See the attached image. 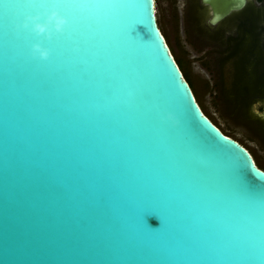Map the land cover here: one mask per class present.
I'll list each match as a JSON object with an SVG mask.
<instances>
[{"label":"water","instance_id":"water-1","mask_svg":"<svg viewBox=\"0 0 264 264\" xmlns=\"http://www.w3.org/2000/svg\"><path fill=\"white\" fill-rule=\"evenodd\" d=\"M5 3L54 5L69 23L51 40L11 39ZM78 4L110 7L81 18ZM154 7L0 0V264H250L228 226L230 162L246 161L251 186L264 171L203 114Z\"/></svg>","mask_w":264,"mask_h":264},{"label":"rangeland","instance_id":"rangeland-1","mask_svg":"<svg viewBox=\"0 0 264 264\" xmlns=\"http://www.w3.org/2000/svg\"><path fill=\"white\" fill-rule=\"evenodd\" d=\"M154 3L158 28L203 114L247 149L264 171V136L257 130L264 127V107H259L264 104V59L256 61V67L239 55L223 62L224 55L215 45L192 42L181 0Z\"/></svg>","mask_w":264,"mask_h":264},{"label":"flooded vegetation","instance_id":"flooded-vegetation-1","mask_svg":"<svg viewBox=\"0 0 264 264\" xmlns=\"http://www.w3.org/2000/svg\"><path fill=\"white\" fill-rule=\"evenodd\" d=\"M242 1L237 9L211 23L214 13L225 12L232 0H181L182 18L192 42L215 45L217 53L224 55L223 62L239 55L256 67V61L264 59V0ZM175 11L179 12L176 6ZM259 107L261 110L264 104ZM257 130L263 137L264 127Z\"/></svg>","mask_w":264,"mask_h":264},{"label":"snow or ice","instance_id":"snow-or-ice-1","mask_svg":"<svg viewBox=\"0 0 264 264\" xmlns=\"http://www.w3.org/2000/svg\"><path fill=\"white\" fill-rule=\"evenodd\" d=\"M39 7L35 3L17 4L5 3L4 15L8 21V36L15 39L24 29L21 23L31 11ZM110 6L78 4L73 6V14L81 18L91 17L96 10ZM82 50L81 44L73 46V52L79 53ZM83 67V66H82ZM104 96L108 100L117 97V90L112 84H105ZM231 200L236 206V213L229 219L230 230L239 238L234 249L251 258L250 264H264V258L257 257V251L264 247V180L256 181L251 186L246 178L248 166L246 161L230 162Z\"/></svg>","mask_w":264,"mask_h":264},{"label":"clouds","instance_id":"clouds-1","mask_svg":"<svg viewBox=\"0 0 264 264\" xmlns=\"http://www.w3.org/2000/svg\"><path fill=\"white\" fill-rule=\"evenodd\" d=\"M68 23V17L63 15L53 5L50 10L43 14L38 12L27 15L22 21L21 27L29 29L37 36H43L44 39L51 40L55 35L63 34ZM31 54L34 57L44 60L51 54V49L41 42H34L31 45Z\"/></svg>","mask_w":264,"mask_h":264},{"label":"bare ground","instance_id":"bare-ground-1","mask_svg":"<svg viewBox=\"0 0 264 264\" xmlns=\"http://www.w3.org/2000/svg\"><path fill=\"white\" fill-rule=\"evenodd\" d=\"M155 8V7H154ZM164 39V38H163ZM164 43H165V45H166V42H165V39H164ZM167 46V45H166ZM167 48H168V46H167ZM169 50V49H168ZM169 53H170V51H169ZM171 54V53H170ZM194 96V95H193Z\"/></svg>","mask_w":264,"mask_h":264}]
</instances>
